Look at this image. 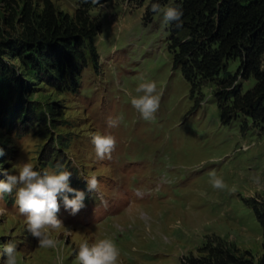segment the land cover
Segmentation results:
<instances>
[{"label":"rangeland","instance_id":"obj_1","mask_svg":"<svg viewBox=\"0 0 264 264\" xmlns=\"http://www.w3.org/2000/svg\"><path fill=\"white\" fill-rule=\"evenodd\" d=\"M27 1L0 0V42L20 37L7 18ZM152 1L111 0L91 8L102 22L97 64L89 58L76 91H61L31 74L10 49L0 52L18 76L0 78V166L16 175L13 166L26 162L42 173L70 171V186L87 194L85 177L94 174L99 192L112 200L111 212L87 223L85 207L73 215L61 198L58 218L64 227L53 233L58 247L47 249L26 230L15 190L0 194V253L14 242L19 264H76L82 241L105 238L119 248L120 264H181L219 243L256 262L264 254L263 229L245 202L264 200V127L251 119L246 129L240 120L224 124L215 82L201 87L199 99L190 96L191 86L168 48L162 13L147 19ZM32 2L35 10L43 8V0ZM52 2L71 15L77 9V0ZM179 37L186 40L189 32ZM238 67L237 60L228 64L231 73ZM152 81L162 92L161 103L155 120L146 121L131 97L142 94L135 91L140 83ZM255 82L242 81V91ZM109 117H122L119 126L109 127ZM97 132L115 136L111 160L96 156L91 136ZM211 173L236 190L214 189ZM5 259L0 254V264Z\"/></svg>","mask_w":264,"mask_h":264},{"label":"trees","instance_id":"obj_2","mask_svg":"<svg viewBox=\"0 0 264 264\" xmlns=\"http://www.w3.org/2000/svg\"><path fill=\"white\" fill-rule=\"evenodd\" d=\"M108 1L111 0L99 3L77 0V9L71 15L58 11L52 0H43L40 11L28 0L20 13L7 18L12 29L19 28L20 37L1 41L0 52L10 49L31 74L46 78L61 91H76L89 58L94 57L97 64L95 43L102 22L91 13V8ZM152 3L160 6L166 3L183 11V26L177 28L173 22L167 24L166 30L170 33L168 48L174 54V64L181 65V72L191 86L190 96L199 99L201 87L215 82L213 94L224 124L240 120L246 129L251 119L253 124L264 127V0H153ZM148 9L147 19L151 20V5ZM183 31L189 32L186 40L179 37ZM234 60L239 67L231 73L228 64ZM12 69L0 55V78L9 72L13 78L18 77ZM250 78L256 82L243 92L242 81ZM245 202L264 235V200ZM181 264H264V254L256 262L219 243L211 244L203 255L185 257Z\"/></svg>","mask_w":264,"mask_h":264},{"label":"clouds","instance_id":"obj_3","mask_svg":"<svg viewBox=\"0 0 264 264\" xmlns=\"http://www.w3.org/2000/svg\"><path fill=\"white\" fill-rule=\"evenodd\" d=\"M99 3V0H92ZM153 13H162L165 24L175 22L176 27L183 26V11L176 7L161 8L159 3H152ZM138 96L131 97V105L137 110L146 121H153L160 108L162 92L158 89L157 83H140L135 89ZM131 95V93L126 92ZM122 117L115 119L109 117L107 123L109 127H118ZM91 142L95 147L96 156L100 160L112 159V154L116 151L117 140L111 134H92ZM4 155V150L0 148V157ZM18 168V175L12 174L9 170L0 166V174L5 177L0 180V194H12L15 190V204L19 214L24 217L26 230L36 238L39 247L56 249L59 245L58 239L53 233L64 227L58 214L61 210V198L66 210H70L73 215L77 214L85 205V192L70 186V171L59 170L57 172L35 170L30 162L23 163L22 166L14 165ZM57 164L56 168L61 169ZM87 188L89 192L99 193L101 184L96 175L86 176ZM210 184L216 190L235 191V187L228 189L222 177L210 174ZM73 194V198L69 197ZM64 235H68L67 232ZM6 256L3 264H19L17 245L9 241L3 245L2 253ZM120 250L111 239H99L89 243L84 240L78 245L76 253V264H120Z\"/></svg>","mask_w":264,"mask_h":264}]
</instances>
